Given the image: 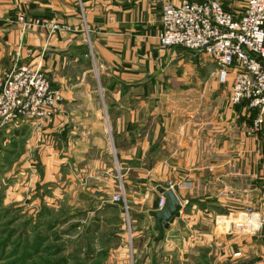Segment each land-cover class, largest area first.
Wrapping results in <instances>:
<instances>
[{
    "label": "crops",
    "instance_id": "obj_1",
    "mask_svg": "<svg viewBox=\"0 0 264 264\" xmlns=\"http://www.w3.org/2000/svg\"><path fill=\"white\" fill-rule=\"evenodd\" d=\"M183 1L0 0V85L14 68L39 65L62 95L51 122L0 127V148H19L28 137L25 148L45 149L57 171L99 148L97 169L110 160V135L130 202L143 216L159 210V189L193 183L174 188L182 209L160 246L179 249L178 264H264V254L252 256L254 240L264 246V228L250 234L240 220L249 216L257 227L264 218V128L252 131L258 111L230 104V86L218 82L213 62L206 75L203 55L161 49L162 9ZM246 2L222 0L235 18ZM21 15L61 29L24 30ZM142 254L136 264L146 263Z\"/></svg>",
    "mask_w": 264,
    "mask_h": 264
},
{
    "label": "rangeland",
    "instance_id": "obj_2",
    "mask_svg": "<svg viewBox=\"0 0 264 264\" xmlns=\"http://www.w3.org/2000/svg\"><path fill=\"white\" fill-rule=\"evenodd\" d=\"M35 22L40 21H29ZM58 26L61 29V24ZM27 28L23 26L24 30ZM197 54L203 55L205 74H211L212 60L204 53ZM33 122L11 125L0 122V127L25 129L23 126ZM263 128L264 123L259 131ZM77 139L80 141L81 137ZM27 140L28 137L22 138L19 148H0V264H136L140 250L142 257L147 258L145 264L148 260L149 264L180 262L179 249L175 252L169 247L165 251L160 247L164 236L158 239L155 217L143 216L130 202L110 135L106 143L110 160L97 169L94 165L100 164L103 154L99 148L81 153L82 163L76 168L71 165L69 169L66 165L57 171L51 167V154L42 148H25ZM67 156L61 154V159ZM185 183L193 188L192 182L184 181L171 183L168 189H182ZM117 195L122 196L120 201H115ZM247 212L255 213L253 209ZM240 220H244L247 233L264 228L260 221L257 227L252 225L249 216ZM256 244L252 256L264 254V246L261 249L256 240L252 249ZM171 255H176L173 260ZM252 256L251 261L256 262Z\"/></svg>",
    "mask_w": 264,
    "mask_h": 264
},
{
    "label": "built area",
    "instance_id": "obj_3",
    "mask_svg": "<svg viewBox=\"0 0 264 264\" xmlns=\"http://www.w3.org/2000/svg\"><path fill=\"white\" fill-rule=\"evenodd\" d=\"M18 22L25 28L40 26L50 34L59 30L58 24H33L23 16ZM161 25V49L184 47L206 54L216 66L218 82L230 86V104H246L248 110L259 112L253 128L259 131L264 123V0H247L240 18L225 11L222 0L167 3ZM61 102V93L52 88L41 66H19L0 85V122H51ZM181 187L190 190L192 184ZM121 197L117 195L115 201ZM164 205L162 196L158 209ZM259 225H264V218Z\"/></svg>",
    "mask_w": 264,
    "mask_h": 264
},
{
    "label": "water",
    "instance_id": "obj_4",
    "mask_svg": "<svg viewBox=\"0 0 264 264\" xmlns=\"http://www.w3.org/2000/svg\"><path fill=\"white\" fill-rule=\"evenodd\" d=\"M165 199V205L161 210L153 213L155 228L158 230V239L161 240L170 224L180 216L182 203L173 189H159Z\"/></svg>",
    "mask_w": 264,
    "mask_h": 264
}]
</instances>
